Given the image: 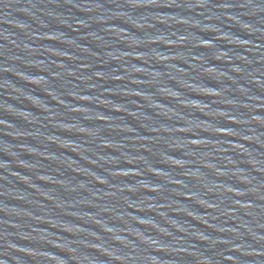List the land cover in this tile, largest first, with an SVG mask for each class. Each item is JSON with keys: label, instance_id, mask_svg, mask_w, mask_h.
<instances>
[{"label": "water", "instance_id": "1", "mask_svg": "<svg viewBox=\"0 0 264 264\" xmlns=\"http://www.w3.org/2000/svg\"><path fill=\"white\" fill-rule=\"evenodd\" d=\"M0 264H264V0H0Z\"/></svg>", "mask_w": 264, "mask_h": 264}]
</instances>
